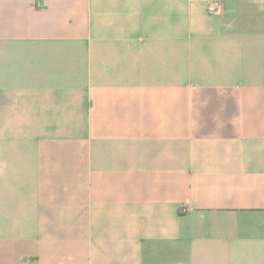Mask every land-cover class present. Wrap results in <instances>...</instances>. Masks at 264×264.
Segmentation results:
<instances>
[{
	"label": "crops",
	"instance_id": "0c3cea01",
	"mask_svg": "<svg viewBox=\"0 0 264 264\" xmlns=\"http://www.w3.org/2000/svg\"><path fill=\"white\" fill-rule=\"evenodd\" d=\"M0 264H264V0H0Z\"/></svg>",
	"mask_w": 264,
	"mask_h": 264
},
{
	"label": "built area",
	"instance_id": "2783aa9c",
	"mask_svg": "<svg viewBox=\"0 0 264 264\" xmlns=\"http://www.w3.org/2000/svg\"><path fill=\"white\" fill-rule=\"evenodd\" d=\"M208 10L210 13H214V12L218 11V6L215 3L210 4V6L208 7Z\"/></svg>",
	"mask_w": 264,
	"mask_h": 264
}]
</instances>
